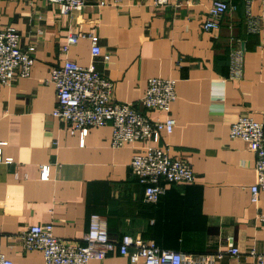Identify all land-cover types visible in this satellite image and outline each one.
Masks as SVG:
<instances>
[{"label": "crops", "instance_id": "obj_1", "mask_svg": "<svg viewBox=\"0 0 264 264\" xmlns=\"http://www.w3.org/2000/svg\"><path fill=\"white\" fill-rule=\"evenodd\" d=\"M212 1L86 0L82 11L66 16L50 0H0V28L12 26L22 47L36 46L30 75L0 83V140L6 142L0 144V244L14 264H45L41 250L22 244L30 226L53 223L56 236L81 242L92 213L106 218L114 241L130 234L185 253L232 243L240 253L215 264H258L248 252L264 255V191L253 203L256 157L247 143L231 138L230 128L243 114L263 118L264 0H225L236 9L207 31ZM92 31L108 62L92 57L91 40L82 37ZM73 32L81 36L68 56L113 80L117 101L139 104L149 78L176 80L174 130L152 144L186 160L193 183L168 184L157 203H147L130 166L143 143L113 147L106 125L91 129L82 144L79 132L70 134L53 116L56 90L46 80L64 62L62 46ZM233 50L242 53L240 78L232 76ZM144 111L153 120L166 118ZM43 165L50 168L47 180ZM89 264H129V258L115 252Z\"/></svg>", "mask_w": 264, "mask_h": 264}, {"label": "built area", "instance_id": "obj_2", "mask_svg": "<svg viewBox=\"0 0 264 264\" xmlns=\"http://www.w3.org/2000/svg\"><path fill=\"white\" fill-rule=\"evenodd\" d=\"M59 6L63 15L71 16L82 11L86 0H50ZM156 5H166L169 0H154ZM104 4V2H101ZM236 6L225 0H213L208 8V18L203 22L204 30L220 28L221 18L235 10ZM249 26L255 30L256 20L248 12ZM80 34L71 33L62 46L64 62L54 66L47 83L56 90V106L53 116L64 124V129L74 135L80 133L81 143L93 128L112 126L111 145L122 147L137 142L143 143L131 161V172L144 186V201L157 203L173 183L190 184L195 181L192 166L182 157L174 156L167 145L156 146L155 141L161 133H172L175 119L171 116V106L177 99L176 80L170 77L149 78L145 95L139 104L120 102L114 97L115 83L107 75L93 66H83L68 56L70 48L79 41ZM92 44V57L110 60L109 54H102L100 37L96 32L82 34ZM36 46H21L20 32L12 27L0 28V83L11 84L17 77H28L35 64ZM232 76L240 78L243 73V57L240 50L231 52ZM144 110H159L166 113L163 120L150 119ZM230 136L248 144L256 157V182L251 186V200L259 203V192L264 191V107L263 118L258 121L243 114L231 125ZM6 142L0 140V144ZM0 148V162L2 161ZM7 158L6 163H11ZM50 178L48 165L41 167V179ZM264 224V213L259 217ZM53 223L30 226L22 235L26 250H41L45 264H89L91 260H103L109 254L118 252L129 258V264H215L226 254L238 255L240 250L232 243L226 249L213 252L185 253L161 248L154 241H145L130 234H124L114 241L109 236L107 220L98 213H92L89 228L82 241H70L54 234ZM249 255L264 264V255L255 249ZM0 264H14L6 256L0 244Z\"/></svg>", "mask_w": 264, "mask_h": 264}]
</instances>
